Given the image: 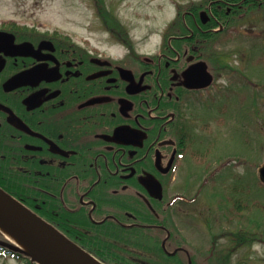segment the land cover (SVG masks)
<instances>
[{"label": "flooded vegetation", "instance_id": "flooded-vegetation-1", "mask_svg": "<svg viewBox=\"0 0 264 264\" xmlns=\"http://www.w3.org/2000/svg\"><path fill=\"white\" fill-rule=\"evenodd\" d=\"M202 1L147 52L124 27L0 22V189L101 264H141L156 245L192 264L198 251L175 221L181 180L210 170L228 110L222 49L264 8ZM172 238L185 245L169 250Z\"/></svg>", "mask_w": 264, "mask_h": 264}, {"label": "rangeland", "instance_id": "rangeland-1", "mask_svg": "<svg viewBox=\"0 0 264 264\" xmlns=\"http://www.w3.org/2000/svg\"><path fill=\"white\" fill-rule=\"evenodd\" d=\"M201 1L105 0V3L147 52L174 20L178 7ZM95 11L92 0H0V22L41 23L73 35L85 34L95 23L101 27ZM234 27L229 33L231 40L222 49L233 68L228 69L224 79L230 104L227 120L223 127H213L214 146L205 178L181 180L175 221L202 259L210 254L215 240L218 253L210 256L206 264H218V258L234 245L232 238L238 233L254 234L256 241L241 246L225 264H264V188L256 182L257 168L264 162V60L247 67V63L239 62L240 54L233 52L250 50L251 61L259 56L258 47H264V15H256L250 22L243 20ZM253 48L258 50L254 52ZM230 196L235 198L234 202L228 201ZM25 263L0 253V264Z\"/></svg>", "mask_w": 264, "mask_h": 264}, {"label": "water", "instance_id": "water-1", "mask_svg": "<svg viewBox=\"0 0 264 264\" xmlns=\"http://www.w3.org/2000/svg\"><path fill=\"white\" fill-rule=\"evenodd\" d=\"M207 76V82L203 86H208L212 81V77ZM257 172L259 181L264 185V163L259 166ZM0 222L31 242L40 252L47 254L49 259L39 255L34 257L20 249L13 241L15 246L4 244V247L10 251L24 254L39 264H98L88 254L66 240L1 189Z\"/></svg>", "mask_w": 264, "mask_h": 264}, {"label": "trees", "instance_id": "trees-1", "mask_svg": "<svg viewBox=\"0 0 264 264\" xmlns=\"http://www.w3.org/2000/svg\"><path fill=\"white\" fill-rule=\"evenodd\" d=\"M92 1H93V5L96 9V14L98 15L100 21L102 22V24L104 25L105 28H107V29H111L112 27L122 28L119 21L114 16V14H112L109 10H107L105 0H92ZM201 4H202V2L190 3L185 7H178L177 9H178V12H182L184 10H189V9L195 7V10L198 11L200 9L199 6ZM256 15L257 16L258 15H264V8L262 6H258L256 4H254V5L249 6L247 8V10L244 12L245 20H250V19L254 18V16H256ZM258 48L260 49L257 52L259 54V56L257 58H254V60H252L254 65H258L259 61L264 60V47H263V45H261ZM258 48H253L254 52L256 50H258ZM233 52L240 54L239 59H245L246 61L252 62L251 61V55H250V53H252V52L250 50H248L246 52V54H245V51L239 52V50H233ZM242 54H245V56L243 57ZM222 56L227 58L228 54L226 52H224V54H222ZM228 68H229V70H233V68L231 66H228ZM263 87H264V85H263ZM258 185L260 187L264 188V186L261 185L259 182H258ZM228 201L234 202L235 198L230 196L228 198ZM0 241H5L6 243H10L4 239V237L2 236L1 233H0ZM232 241L234 242V245L231 248H229V250L226 254L221 255L218 258V260H217L218 264H225L226 262H228V259L230 258L232 253L236 252L243 245H251L252 242L256 241V236L254 234L243 235V234L238 233V234L233 235ZM184 243H185L184 240H181L179 242L176 239L172 238V242L170 244L169 250H173L176 246H184L185 245ZM216 249L217 248L215 245V240H213V246H212L211 251H210L211 255H215V253L217 252ZM192 252H193V254H195V256H196V253H198V251H196L193 248H192ZM13 254L17 258H20V259L23 258V255L20 253H13ZM195 256L192 255V264H203V262L199 261V259H196ZM26 264H33V262L30 259H27ZM141 264H187V258L184 254H182L180 252H178L174 256H171V255L167 254L161 247L156 245L153 249L144 248V255L142 256Z\"/></svg>", "mask_w": 264, "mask_h": 264}, {"label": "bare ground", "instance_id": "bare-ground-1", "mask_svg": "<svg viewBox=\"0 0 264 264\" xmlns=\"http://www.w3.org/2000/svg\"><path fill=\"white\" fill-rule=\"evenodd\" d=\"M0 230L7 238H9L14 243H16L23 251L30 253L34 257H38L39 255L49 259V256L47 254L40 252L37 248L34 247L33 244H31V242H28L26 239H24L19 234H17L14 230H12L10 227L4 225L1 222H0ZM55 263L57 262L55 261Z\"/></svg>", "mask_w": 264, "mask_h": 264}]
</instances>
